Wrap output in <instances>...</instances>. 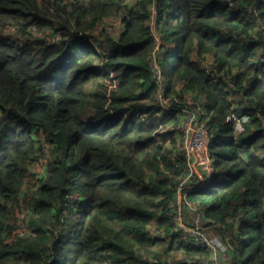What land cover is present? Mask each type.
<instances>
[{
  "label": "trees",
  "instance_id": "obj_1",
  "mask_svg": "<svg viewBox=\"0 0 264 264\" xmlns=\"http://www.w3.org/2000/svg\"><path fill=\"white\" fill-rule=\"evenodd\" d=\"M187 204L264 264V0H0V264H206Z\"/></svg>",
  "mask_w": 264,
  "mask_h": 264
},
{
  "label": "built area",
  "instance_id": "obj_2",
  "mask_svg": "<svg viewBox=\"0 0 264 264\" xmlns=\"http://www.w3.org/2000/svg\"><path fill=\"white\" fill-rule=\"evenodd\" d=\"M200 64L203 67H208V64L211 63L208 61H201ZM191 102L194 103V101L192 100ZM197 111H199V109H197ZM197 111L187 110V114L182 121V131L184 132L183 145L187 153V157L189 160V167H190L188 175L189 176L193 175V172L195 171L197 165L208 163L205 170L206 172L205 175L208 176L211 174L212 171L209 162L210 160L209 152L207 149L209 135L206 131V128L204 127L205 122L203 120L199 121V118L197 116ZM229 120L231 121L236 120V118L233 115L229 118ZM197 148L200 150L196 151ZM188 182H189V178L187 176L181 179L178 187L177 196L180 195L181 197L180 191L182 187H184ZM187 205H189L190 207L187 217H193V215H195V211L200 214V212L192 208L190 204ZM179 214L182 216L181 210H179ZM195 224L197 225V222ZM199 229L200 228L198 227L192 228V230L185 228L186 231H192L193 234L195 235L193 238L195 244H197L200 247L208 248L210 250L211 254L208 257L209 259L207 258L203 262H205L206 264H219L218 263L219 261L221 262L220 264H223L221 261V256L225 254L228 244L226 243V245L224 246L225 249L218 245L215 247L213 240H208L203 235L198 234Z\"/></svg>",
  "mask_w": 264,
  "mask_h": 264
},
{
  "label": "rangeland",
  "instance_id": "obj_3",
  "mask_svg": "<svg viewBox=\"0 0 264 264\" xmlns=\"http://www.w3.org/2000/svg\"><path fill=\"white\" fill-rule=\"evenodd\" d=\"M158 44H159V41L157 39V45ZM208 61H209V59H208ZM191 104H192V102H191ZM199 150L200 149H198V148L196 149V151H199ZM197 170L199 171V174L196 176V180L199 181L202 178V176H204V174L206 172L204 173L205 169H201V170L197 169ZM196 222H197L196 227L200 228L199 231H198V234L203 235L208 240H213L215 247L218 245V246L224 248V246L226 245V242L224 241L223 236L221 234H219L218 232L217 233L214 232V230L212 228L205 229L204 222L202 220V215L197 213L196 211H195V215H193V217H185L183 225L185 226L186 229L192 230V226ZM218 263L220 264L221 262L218 261ZM107 264H109V263H107Z\"/></svg>",
  "mask_w": 264,
  "mask_h": 264
},
{
  "label": "clouds",
  "instance_id": "obj_4",
  "mask_svg": "<svg viewBox=\"0 0 264 264\" xmlns=\"http://www.w3.org/2000/svg\"><path fill=\"white\" fill-rule=\"evenodd\" d=\"M206 61H208V60H206ZM208 62H210V61H208ZM211 63V62H210ZM226 84L228 85V86H231V82H230V79H228V81L226 82ZM193 105L194 104H196V106H197V102H195L194 101V103H192ZM197 109H199L200 110V108H197ZM235 116V118H236V120H229V118L231 117V116ZM227 122H230V123H233V124H235V126L237 127V129H240V130H242V124H241V119H239L238 118V116L236 115V113H232V114H230L228 117H227ZM182 131V130H181ZM183 137H184V132L182 131V140H181V145H182V149L184 150V152H185V154H186V157H187V153H186V150H185V148H184V145H183ZM210 138V137H209ZM209 142V141H208ZM207 149H208V144H207ZM209 152V151H208ZM209 158H210V160H209V162H210V167L212 168V171H211V174L210 175H208V176H206L204 173H205V170H206V167H207V165H208V163H203V164H199V165H197L196 166V169H195V171L193 172V175H198L199 174V171L197 170V169H199V170H201V169H205L204 170V176H202V178L199 180V181H197L196 180V182H197V184L194 186V187H192L191 189H190V191L191 192H195V191H198V190H202V189H204L210 182H211V176H212V174L214 173V170H213V167H212V159H211V157H210V155H209ZM187 161H188V165H189V160H188V157H187ZM192 175V176H193ZM189 183V182H188ZM188 183L184 186V187H182V189H181V191H180V193H181V196L182 197H184V193H183V191H184V189L187 187V185H188ZM179 187V186H178ZM181 210V209H180ZM225 239V238H224ZM226 241V240H225ZM226 243H227V241H226ZM228 247H229V245H228ZM208 249V248H207ZM209 252H210V250H209ZM211 253V252H210ZM209 257V256H208ZM222 261V260H221Z\"/></svg>",
  "mask_w": 264,
  "mask_h": 264
}]
</instances>
